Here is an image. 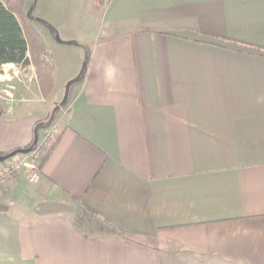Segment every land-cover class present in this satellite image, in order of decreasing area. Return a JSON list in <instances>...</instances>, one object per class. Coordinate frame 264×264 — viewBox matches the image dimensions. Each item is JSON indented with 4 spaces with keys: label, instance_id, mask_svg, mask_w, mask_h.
I'll list each match as a JSON object with an SVG mask.
<instances>
[{
    "label": "crops",
    "instance_id": "0c3cea01",
    "mask_svg": "<svg viewBox=\"0 0 264 264\" xmlns=\"http://www.w3.org/2000/svg\"><path fill=\"white\" fill-rule=\"evenodd\" d=\"M92 3L85 67L54 65L64 119L39 179L0 183V264H264V0ZM19 81L0 172L55 110ZM81 206L115 231L77 227Z\"/></svg>",
    "mask_w": 264,
    "mask_h": 264
},
{
    "label": "rangeland",
    "instance_id": "374dc122",
    "mask_svg": "<svg viewBox=\"0 0 264 264\" xmlns=\"http://www.w3.org/2000/svg\"><path fill=\"white\" fill-rule=\"evenodd\" d=\"M92 1L89 0L88 7V4L85 5V3H88L87 0H26V14L30 16L33 26L43 35L46 42L50 43V54L46 52L43 59L53 66V71L54 65L57 67V70L66 69L67 71H75L78 68L82 71L85 67L86 56L87 53L91 54L96 27L101 17L100 8L95 6V3H92ZM42 16L46 17L45 24L47 26L51 25V27H55L50 28L56 29L54 40L60 39L62 42H69L71 40L68 41V39H73L75 40L73 45L55 44L53 38L50 37V33L44 29L41 21H38L41 20ZM5 73L14 76L13 80L19 79L21 82L24 81L25 84H30L31 90L34 88L38 92L39 81L37 70L33 63L31 64V68L26 69L11 66L0 67V89L3 86L1 75ZM62 83L60 82V84ZM63 89L61 88L62 91H64ZM32 94L31 91L25 94L21 87V102L36 99ZM63 94L57 95L54 99L53 97L49 98L50 96L44 97L47 98L48 102L52 103V107L48 105L49 108L51 107L50 111L55 108L54 113L52 112L53 114L50 115V118H47L49 120L48 127L55 123L62 115L64 117V106H62V103L60 104ZM13 100L16 103L14 107H16L17 103H19L18 99L13 97ZM39 138L41 136L36 137L35 143Z\"/></svg>",
    "mask_w": 264,
    "mask_h": 264
},
{
    "label": "trees",
    "instance_id": "16d2710c",
    "mask_svg": "<svg viewBox=\"0 0 264 264\" xmlns=\"http://www.w3.org/2000/svg\"><path fill=\"white\" fill-rule=\"evenodd\" d=\"M46 52L42 37L25 12L24 0H0V67L12 65L27 68L33 63L44 97H48L53 90V66L43 59ZM74 223L95 235L115 231L85 206L79 208Z\"/></svg>",
    "mask_w": 264,
    "mask_h": 264
},
{
    "label": "built area",
    "instance_id": "2783aa9c",
    "mask_svg": "<svg viewBox=\"0 0 264 264\" xmlns=\"http://www.w3.org/2000/svg\"><path fill=\"white\" fill-rule=\"evenodd\" d=\"M13 78L14 76L9 75L8 73L1 75L3 86L0 90V101H7L10 105L15 102L12 97L16 90ZM11 111V107L7 109L8 113ZM63 119L64 117L62 115V117H60L55 123L51 124L41 138H39L32 146L30 152L23 154L21 157L16 159L8 160L4 164L0 172V183L11 176H14L19 170H24L26 172L27 180L29 182H36L39 179L42 159L50 151L54 141L59 136L63 125Z\"/></svg>",
    "mask_w": 264,
    "mask_h": 264
},
{
    "label": "water",
    "instance_id": "95a60500",
    "mask_svg": "<svg viewBox=\"0 0 264 264\" xmlns=\"http://www.w3.org/2000/svg\"><path fill=\"white\" fill-rule=\"evenodd\" d=\"M35 141H36V139L33 141V143L31 144V146L28 149H26L24 151H19V152L22 154H27L28 152H30V150L32 149V146L35 144ZM16 153H18V152H13L12 154H10L9 157L15 155Z\"/></svg>",
    "mask_w": 264,
    "mask_h": 264
}]
</instances>
